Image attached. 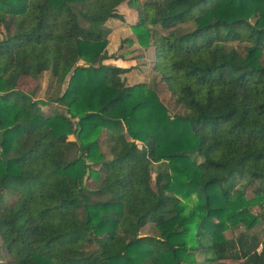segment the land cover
I'll return each mask as SVG.
<instances>
[{"label":"trees","instance_id":"16d2710c","mask_svg":"<svg viewBox=\"0 0 264 264\" xmlns=\"http://www.w3.org/2000/svg\"><path fill=\"white\" fill-rule=\"evenodd\" d=\"M123 3L182 113L106 64ZM0 27V264H264V0H0Z\"/></svg>","mask_w":264,"mask_h":264},{"label":"rangeland","instance_id":"374dc122","mask_svg":"<svg viewBox=\"0 0 264 264\" xmlns=\"http://www.w3.org/2000/svg\"><path fill=\"white\" fill-rule=\"evenodd\" d=\"M141 2L150 1V0H140ZM157 1V0H156ZM118 15L122 16V20L111 19L106 23V29L109 32L108 34V46H107V54L109 56H114L116 59L107 62V65H112L116 67L122 68H133L132 71L128 74L122 75L121 79L124 81L126 86H133L135 84L145 83L152 89H155L158 93V97L162 101V103L169 109L171 113L180 114L182 110L175 107L174 98L169 94L164 84L159 83V78L155 76L152 71L153 67V57L151 53L147 50H142L139 45L135 42L133 45H128L127 43H122L125 39L132 38L133 35L131 32V26L134 25L137 21V13L129 9L126 6V3H123L117 8ZM186 30L191 29V25L185 26ZM3 29L0 27V39L3 37ZM120 57V58H118ZM65 87L61 89V92ZM18 90L27 93L32 96L33 99L36 100H44L47 101L49 98L54 96V92L57 89L54 80L51 78L50 74H43L41 78L38 80H32L29 78L22 79L17 87ZM49 109H56L54 106H49ZM50 111V110H49ZM63 112V109L60 110ZM70 141L74 140L73 136L68 137ZM101 151L107 153V148L104 142V137L101 136ZM163 167V166H162ZM154 177V175H153ZM85 184L90 189H95L98 186V182H95L93 176H89ZM242 184H239V188L242 187ZM10 194H6L5 199L8 202ZM246 197L248 199L253 198V192L251 188L246 189ZM252 213L260 215L261 210L259 207L255 206L252 208ZM261 227H257L259 231ZM240 230H235L232 232H227L226 236L228 238L233 237ZM139 234L141 236H158L157 229L148 225L144 229H142ZM2 256V252L0 251V261ZM3 261V260H2ZM192 264H205L203 261V256L200 254L195 255ZM227 264H240L238 261H231Z\"/></svg>","mask_w":264,"mask_h":264},{"label":"crops","instance_id":"0c3cea01","mask_svg":"<svg viewBox=\"0 0 264 264\" xmlns=\"http://www.w3.org/2000/svg\"><path fill=\"white\" fill-rule=\"evenodd\" d=\"M30 79V78H29ZM34 100H36V99H34Z\"/></svg>","mask_w":264,"mask_h":264}]
</instances>
